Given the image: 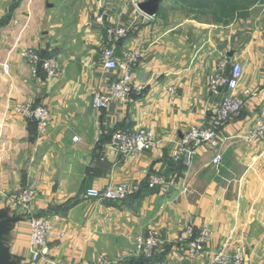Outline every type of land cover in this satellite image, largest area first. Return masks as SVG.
<instances>
[{
	"label": "crops",
	"instance_id": "0c3cea01",
	"mask_svg": "<svg viewBox=\"0 0 264 264\" xmlns=\"http://www.w3.org/2000/svg\"><path fill=\"white\" fill-rule=\"evenodd\" d=\"M13 2L0 0V264H209L174 246L187 225L209 230L210 249L231 237L245 264H264V137L245 140L264 110V0L227 26L183 0H147L149 22L131 0H17L6 18ZM100 14L103 24L95 20ZM106 26L128 29L115 48L119 62L125 51H142L131 69L142 90L98 110L92 97L123 73L103 68ZM25 50L56 60L59 73L34 70L20 58ZM222 62L242 67L234 95H256L219 131V164L198 147L185 165L179 141L209 125L220 98L209 93L207 76ZM18 104L49 110L43 136H29L27 121L12 112ZM139 129L154 132L153 149L126 156L104 149L113 131ZM153 175L163 184L149 189ZM121 183L134 190L122 204L84 197L86 189ZM27 187L36 195L22 208L12 198ZM49 208L54 213L45 214ZM40 215L52 228L47 255L32 262L29 219ZM150 230L163 246L154 260L140 262L134 241Z\"/></svg>",
	"mask_w": 264,
	"mask_h": 264
},
{
	"label": "built area",
	"instance_id": "2783aa9c",
	"mask_svg": "<svg viewBox=\"0 0 264 264\" xmlns=\"http://www.w3.org/2000/svg\"><path fill=\"white\" fill-rule=\"evenodd\" d=\"M147 0H131L134 13L144 22L152 20L150 16L142 12L139 6ZM98 24H103L104 14L96 19ZM128 35V29L117 26L105 27L106 46L101 51V60L104 70L115 74L123 70L121 76L114 75L105 93H99L92 97L91 106L95 109H105L110 101L121 103L128 101L133 92L141 91V87H135L131 80V69L142 57V51H125L122 53V61L115 56V48L119 42ZM20 58L33 66L34 70L40 63L47 77H55L60 68L53 58H39L37 52L25 50L20 53ZM230 67V68H229ZM4 73L7 74L9 66L3 64ZM229 68V70H228ZM35 73V71H33ZM242 75V67L239 63L228 66L226 62L216 65L207 76V88L214 97L220 101L216 110L211 114L210 123L204 128H191L187 130L179 141L177 157L183 158L184 164L189 165L190 158L198 147H205L215 154L212 163L217 165L221 161L218 153L220 147L219 131L230 120L236 117L244 107L245 101L256 95L255 91L244 90L241 95H234ZM264 89V88H263ZM173 93V90H170ZM13 111L26 121L36 125L37 136H43L50 122L49 110L42 105L22 104L15 105ZM264 137V110L255 117L252 132L245 138L247 142L258 141ZM75 141L77 138H73ZM156 145L154 132L150 129L136 131L115 130L111 133L109 142L104 149H109L119 156L137 155L153 149ZM103 149V150H104ZM163 184L162 178L153 175L149 177L147 188L152 189ZM134 194L133 188L121 183L107 185L103 189H86V199L122 204ZM35 191L32 187L22 191L12 200L22 208H27L35 199ZM51 222L48 217L33 216L29 219V253L32 262H37L47 255V242L51 232ZM211 233L207 228L197 231L191 226H185L174 241V246L183 250L188 257L205 255L209 264H245L244 252L231 243V237L222 241L216 248L210 249ZM163 246V239L156 232L150 230L146 234L138 235L134 241L133 254L137 258L154 260ZM71 264H81L73 262Z\"/></svg>",
	"mask_w": 264,
	"mask_h": 264
},
{
	"label": "trees",
	"instance_id": "16d2710c",
	"mask_svg": "<svg viewBox=\"0 0 264 264\" xmlns=\"http://www.w3.org/2000/svg\"><path fill=\"white\" fill-rule=\"evenodd\" d=\"M256 0H183V3L188 7H194L199 10H202L203 13L208 12L211 16V19L214 23H219L224 26L233 23L239 18L245 17L248 9L254 5ZM19 3V0H18ZM17 0L10 5L8 9V14L6 18L9 17V13L16 7ZM39 58L43 60V56L39 53ZM37 70L42 69L41 64L37 65ZM27 131L31 138H36V125L31 121H27ZM73 201L67 202L60 208L65 212L67 211L72 205ZM55 209L49 208L45 214L54 213ZM38 217H46L44 215H40ZM157 257V256H156ZM140 262H148L149 260H145L142 258H138Z\"/></svg>",
	"mask_w": 264,
	"mask_h": 264
},
{
	"label": "water",
	"instance_id": "95a60500",
	"mask_svg": "<svg viewBox=\"0 0 264 264\" xmlns=\"http://www.w3.org/2000/svg\"><path fill=\"white\" fill-rule=\"evenodd\" d=\"M146 3H147V2H145V3H143V4H141V5L139 6L140 10H141L142 12H144V13L150 15V16H154V14H153L152 12H150V11H148V10L146 9V7H145Z\"/></svg>",
	"mask_w": 264,
	"mask_h": 264
},
{
	"label": "rangeland",
	"instance_id": "374dc122",
	"mask_svg": "<svg viewBox=\"0 0 264 264\" xmlns=\"http://www.w3.org/2000/svg\"><path fill=\"white\" fill-rule=\"evenodd\" d=\"M100 15H101V14H100ZM100 15H98V16H100ZM98 16H97V18H98ZM97 18H96V19H97ZM96 19H95V20H96ZM18 105H22V104H18ZM13 108H14V107H13ZM12 112L14 113L13 109H12ZM14 114H15V113H14ZM15 116H18V115L15 114ZM20 117H21V116H20ZM21 118H22V117H21ZM50 120H51V117H50ZM25 121H26V120H25ZM49 124H50V122H49ZM47 130H48V129H47Z\"/></svg>",
	"mask_w": 264,
	"mask_h": 264
}]
</instances>
